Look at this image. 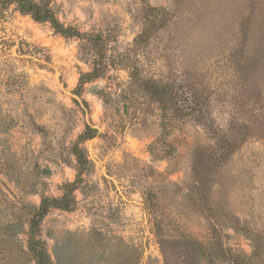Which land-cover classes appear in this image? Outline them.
I'll return each mask as SVG.
<instances>
[{"label": "rangeland", "instance_id": "1", "mask_svg": "<svg viewBox=\"0 0 264 264\" xmlns=\"http://www.w3.org/2000/svg\"><path fill=\"white\" fill-rule=\"evenodd\" d=\"M53 5L64 25L109 35L108 58L131 68L78 95L93 69L80 41L0 11V264H36L31 211L76 180L87 126L98 133L80 142L76 206L41 224L53 264H264V0ZM147 6L171 22L135 53ZM140 75L178 93L167 131Z\"/></svg>", "mask_w": 264, "mask_h": 264}, {"label": "trees", "instance_id": "2", "mask_svg": "<svg viewBox=\"0 0 264 264\" xmlns=\"http://www.w3.org/2000/svg\"><path fill=\"white\" fill-rule=\"evenodd\" d=\"M54 0H0V11L3 12L7 8L14 6L22 15L30 16L36 23H47L51 28L64 38H74L80 41V49L85 57H91L93 60V69L88 73H82L79 85L74 92L81 93V89L86 82L103 77L107 70L111 67H128L130 57L119 55V57H109L113 47L111 44V37L104 32L101 33H88L81 32L73 26L64 25L59 19L57 12L54 8ZM170 13L164 8H156L147 6L145 9V25L142 32L135 39V53H139L141 49L145 48L153 37L159 35L161 31L167 30L171 22ZM172 17V16H171ZM112 58V59H111ZM136 70V69H135ZM133 75V73H132ZM134 78V75L132 76ZM137 83L134 81V84ZM141 83V84H140ZM138 84L149 94L150 98L156 101L163 114V128L167 129L173 127L171 115L165 111L168 103L178 102V93L175 90H169L167 87L161 86L156 80H148L140 77ZM85 106L87 103L84 102ZM192 111L194 108L192 107ZM191 115L185 114L184 116ZM175 125V124H174ZM97 130L91 126H87L84 133L80 135L79 141H86L93 139ZM73 146V154L76 156L79 163V172L77 178L72 183L64 185V193L60 198L43 197L38 208L31 211L29 220L28 232V249L34 256L36 264H53L50 254L48 252L45 242L40 238L41 224L44 218L52 209H60L63 211H73L76 206V199L74 192L81 181V172L85 170L88 160L84 150L80 147V143Z\"/></svg>", "mask_w": 264, "mask_h": 264}]
</instances>
